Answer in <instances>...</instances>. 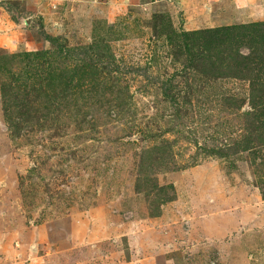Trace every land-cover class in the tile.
<instances>
[{"label": "rangeland", "instance_id": "374dc122", "mask_svg": "<svg viewBox=\"0 0 264 264\" xmlns=\"http://www.w3.org/2000/svg\"><path fill=\"white\" fill-rule=\"evenodd\" d=\"M263 195L264 0H0V264H264Z\"/></svg>", "mask_w": 264, "mask_h": 264}, {"label": "trees", "instance_id": "16d2710c", "mask_svg": "<svg viewBox=\"0 0 264 264\" xmlns=\"http://www.w3.org/2000/svg\"><path fill=\"white\" fill-rule=\"evenodd\" d=\"M227 30H228V28L224 27V28H216L214 30L210 29V30H206V31L205 30L204 31H197V32L191 33L190 37L192 39L197 40V38H199V37L204 38L205 34H208V36L210 34L211 36H209V37H211V39H217L218 40L219 38H223V37L225 38V36H223V34ZM198 56H200V55H198ZM260 62L263 63V61H261V60H260ZM234 68L240 69L238 63L235 64ZM259 127H261V126H259Z\"/></svg>", "mask_w": 264, "mask_h": 264}]
</instances>
